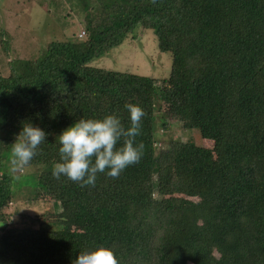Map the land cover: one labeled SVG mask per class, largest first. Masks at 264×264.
<instances>
[{
    "label": "trees",
    "instance_id": "obj_1",
    "mask_svg": "<svg viewBox=\"0 0 264 264\" xmlns=\"http://www.w3.org/2000/svg\"><path fill=\"white\" fill-rule=\"evenodd\" d=\"M78 1L85 39L51 41L0 74V222L14 191L1 165L26 123L48 134L29 164L56 213L40 228L5 229L0 264H72L97 245L119 264H264V0ZM138 26L171 55L162 82L90 65ZM160 102L164 121L211 146L157 149ZM127 103L145 112L139 163L83 188L51 175L63 129L109 113L127 126Z\"/></svg>",
    "mask_w": 264,
    "mask_h": 264
},
{
    "label": "rangeland",
    "instance_id": "obj_2",
    "mask_svg": "<svg viewBox=\"0 0 264 264\" xmlns=\"http://www.w3.org/2000/svg\"><path fill=\"white\" fill-rule=\"evenodd\" d=\"M90 10L98 13L101 8L91 6ZM85 17L86 11L78 0H0V74L6 75L11 59L35 58L51 41L85 39ZM1 39L6 42V51ZM171 59L170 53L159 50L153 31L138 26L109 52L91 60L90 65L147 75L162 82L169 74ZM155 108L157 149L166 147L173 139L211 146L210 141L200 138L197 129H185L178 120L164 121L162 102ZM17 135L10 138L11 144ZM10 158L11 149L1 169L11 176L14 191L5 207V220L0 222V235L5 229L40 228L41 222L54 220L56 214L52 197L33 184L32 171L37 172L39 166L29 164L13 173ZM73 229L81 228L73 226ZM213 253L218 255L216 249Z\"/></svg>",
    "mask_w": 264,
    "mask_h": 264
},
{
    "label": "clouds",
    "instance_id": "obj_3",
    "mask_svg": "<svg viewBox=\"0 0 264 264\" xmlns=\"http://www.w3.org/2000/svg\"><path fill=\"white\" fill-rule=\"evenodd\" d=\"M128 124L119 115L105 114L99 118L75 120L56 137L59 160L51 175L66 178L80 187L95 186L98 174L117 178L127 167L140 162L144 144L137 137L142 134L144 109L127 103ZM48 134L31 123L22 126L11 144L10 168L22 171L37 154ZM72 264H119L110 247L97 245L80 252Z\"/></svg>",
    "mask_w": 264,
    "mask_h": 264
}]
</instances>
